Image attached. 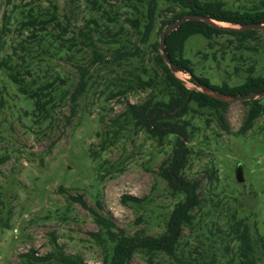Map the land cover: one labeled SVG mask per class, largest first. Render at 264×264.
Instances as JSON below:
<instances>
[{"label":"rangeland","instance_id":"rangeland-1","mask_svg":"<svg viewBox=\"0 0 264 264\" xmlns=\"http://www.w3.org/2000/svg\"><path fill=\"white\" fill-rule=\"evenodd\" d=\"M108 1L94 6L89 0H0V264H15L26 252L39 256L56 252L53 234L66 253L81 254L88 264H102V246L91 234L99 228L73 196L83 195L95 208L100 201L102 211L129 233L145 228L156 235L165 231V220L183 197L172 193L158 173L173 149L175 136L161 143L146 130L132 124L118 129L124 123L112 121L125 109L126 99L142 102L149 89L131 91L126 97H113V92L127 88L137 73L156 77L161 73L151 44L160 42L162 21L170 16L167 2L159 0L155 29L150 40L140 44L142 57L121 67L114 63L91 67L88 87L74 115L67 99L57 108L54 120L36 121L33 101L19 92L1 66L8 61L20 68L30 67L27 77L38 83L58 82L59 91L73 90L80 77L78 66L90 63L91 52L69 47L67 38L78 37L88 21L96 18L99 25L91 27L102 31L108 26L117 32L123 25V35L136 40L125 17L135 16L133 4L141 6V1ZM223 1L227 9L244 11L261 7L264 0ZM53 5H57L60 25L52 23L47 31L36 29V35L23 28L29 10L40 12L42 18ZM105 10L111 15L118 11V22L110 20ZM257 35L240 41L228 34L211 40L195 34L186 42L184 57L191 61L197 75L207 77L212 84L227 81L237 85L250 73L264 75V30ZM101 45L106 51L105 44ZM178 76L186 81L191 78L187 72ZM193 85L188 83L190 88ZM247 110L244 102L228 105L224 118L229 131L219 125L208 108L193 117L196 127L188 142L192 153L186 174L204 178L200 192L204 204L196 213L192 229L184 230L181 242L180 254L191 260L225 264L236 247L228 236L230 223L242 218L253 227L259 242V264H264V115L257 118L251 130L240 134ZM238 164L244 167V182L237 181ZM212 167L218 170V178L211 183L205 171ZM123 194L142 198V205H124ZM40 264L61 263L49 260ZM131 264L176 263L164 254L150 261L141 251Z\"/></svg>","mask_w":264,"mask_h":264},{"label":"trees","instance_id":"trees-1","mask_svg":"<svg viewBox=\"0 0 264 264\" xmlns=\"http://www.w3.org/2000/svg\"><path fill=\"white\" fill-rule=\"evenodd\" d=\"M89 1L94 6L96 4L102 6V2H109L108 0ZM138 1L139 3L141 1L140 5L142 7L138 4H133L132 13L135 16L131 14L125 17L133 27V34L137 35L136 40H133V36L126 38L123 35V25L120 26L121 28L117 32L112 31L108 26L106 31L91 27L92 24L99 25L96 18H92L85 26L80 28L78 32L79 38L75 36L67 38V42H71L69 47L79 46V50L87 49L91 52L89 55L90 63L85 66L83 64L78 66L80 77L77 85L71 91H59L60 84L58 82L44 85L38 83L35 78L27 77V75L31 74L30 67L20 68L18 64H12L8 61L1 64L8 73L9 79L18 87L19 92L33 101L32 116L36 118V121L43 119L54 120L53 117L57 108L67 99L72 108L71 114L74 115L78 102L88 87L91 67L109 63H114L121 67L122 63H126V61H132L138 56L142 57L144 51L140 44L147 43L155 29L159 0ZM163 1L169 5L170 16L162 21L159 35L168 23L174 22L186 14H199L218 21L234 23H264V1L261 7L244 11L227 9L223 0ZM105 13L110 20L118 22V11H115L114 15L109 14L108 10H105ZM39 14L41 13L34 14L29 10L26 16L27 20L22 21L23 28L31 29L32 35H36V29L47 31L52 23L60 25L57 21V5H53V10L49 11L48 15L39 18ZM37 24H40V28H37ZM259 32L260 30H227L214 27L205 21L189 20L167 35L166 51L179 70L193 75L190 78L193 83L198 80L199 83L208 85L220 93L233 96L264 91V75L256 76L250 73L240 84L231 85L224 81L220 85H216L212 84L207 77L197 75L191 61L184 57L186 42L195 34H201L209 40L214 36L228 34L235 36L240 41H245L255 39ZM101 42L105 44L106 51L102 50ZM64 44L65 41L61 43V45ZM151 46L155 52V61L162 69L160 75L156 77L137 73L131 78L127 88H121L117 92H113V97H126L127 93L131 91L149 89L148 95L142 102L133 103L126 99L125 109L117 113L112 121L124 123L123 125L120 124L118 129L124 127V125L132 124L141 130H146L161 143L166 137L175 136L176 140L173 149L162 161L158 173L166 181L172 193L182 194L183 197L175 203L174 208L165 220V231L157 235L148 233L145 228L129 233L125 228L120 227L113 217L102 211L101 208L103 206L100 201H97L98 208H95L90 206L81 194L73 196V199L90 212L99 228L98 231L91 232V234L98 244L102 246L104 254L102 264H131L134 255L141 251L148 255L150 261L156 255L164 254L176 264H222L214 261L208 263L207 261L191 260L180 254V249L184 230L192 229L195 224L196 213L204 204V199L200 193L204 188V178H192L186 174V168L189 165L192 153L188 142L191 139L194 127H196L193 117L201 114L203 108H208L215 114L219 125L229 131V126L224 118L229 103H225L195 88L188 87L183 80L171 71L169 65L165 62L159 50V42L152 43ZM109 55L111 56L110 59L108 58ZM21 58L26 60L24 56H21ZM250 72H252L251 68ZM263 99L264 97L243 101L248 106V110L238 131L240 134L251 130L257 118L264 115ZM112 135L116 137L118 134L114 132ZM107 142L108 138L103 141L105 144L103 149H105ZM4 160L2 159L1 161ZM217 171L214 167L206 168L207 182L212 183L215 178H218ZM121 202L124 205L134 203L141 206L142 198L131 194H123ZM228 236L236 244V247L225 264L260 263L256 248L259 242L254 238L253 227L250 222L242 218L233 220L230 223ZM261 239V243L264 244V239L262 237ZM52 243L56 247V252H49L44 256H39L35 252L22 253L20 255L21 260L15 264H40L49 260H56L61 264H88L81 254L66 253L63 246L57 242L54 234Z\"/></svg>","mask_w":264,"mask_h":264},{"label":"water","instance_id":"water-1","mask_svg":"<svg viewBox=\"0 0 264 264\" xmlns=\"http://www.w3.org/2000/svg\"><path fill=\"white\" fill-rule=\"evenodd\" d=\"M189 20H198V21H205L211 24L214 27L217 28H224L227 30H238V31H247V30H264V23H234V22H226V21H218L216 19L199 15V14H186L183 17L179 18L178 20L168 23L165 28L160 33V42H159V50L162 53V56L165 60V62L169 65L171 71L178 76V73L183 72L178 69L177 65L171 60L169 57L167 51H166V37L167 35L176 29H178L182 24ZM193 75L190 74V77ZM179 77V76H178ZM183 82L188 86V83L194 84L193 87L201 92H204L208 95H211L225 103H234V102H243L246 100H254V99H260L264 97V91H258V92H251L248 94H238L236 96L228 95L220 93L216 90H214L212 87L199 83L198 80H196L195 83H193L191 80L186 81L179 77ZM236 178L239 182H244V167L242 164H238L236 168Z\"/></svg>","mask_w":264,"mask_h":264}]
</instances>
